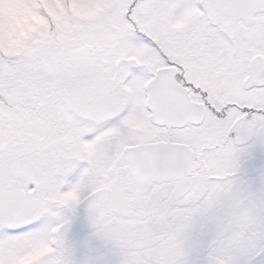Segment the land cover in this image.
<instances>
[{
	"label": "snow or ice",
	"instance_id": "6c2138e0",
	"mask_svg": "<svg viewBox=\"0 0 264 264\" xmlns=\"http://www.w3.org/2000/svg\"><path fill=\"white\" fill-rule=\"evenodd\" d=\"M0 264H264V0H0Z\"/></svg>",
	"mask_w": 264,
	"mask_h": 264
}]
</instances>
